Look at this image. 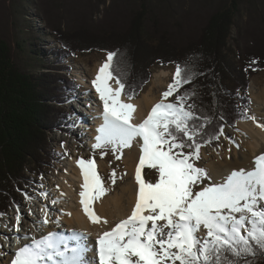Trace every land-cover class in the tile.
<instances>
[{
  "label": "snow or ice",
  "instance_id": "obj_1",
  "mask_svg": "<svg viewBox=\"0 0 264 264\" xmlns=\"http://www.w3.org/2000/svg\"><path fill=\"white\" fill-rule=\"evenodd\" d=\"M115 56L108 53L91 82L103 105V122L92 148L101 150V158L110 150L119 160L124 149L134 142L139 145L131 213L111 230L98 234L94 246L85 233L75 230L70 235L49 232L38 239L33 236L15 251L11 264H248L247 257L264 255V153L255 157L252 169L232 170L221 182H214L207 169L195 162L201 147L224 134L223 126L204 139L210 119L197 116L195 105L188 103L194 93L184 92L176 95L175 102H166L191 83L190 72L177 65L160 102L142 122L134 123L136 107L121 100L122 94L132 100L134 93L124 92L125 84L113 68ZM247 118L255 121L252 116ZM201 119L199 125L194 123ZM76 165L83 181L79 192L83 214L93 225L107 224L92 207L108 191L94 158H80ZM145 168L158 174L155 182L143 178ZM115 177L113 171V184ZM205 180L209 183L204 184ZM42 211L44 217L37 221L41 227L51 222L48 210ZM20 220L18 212L17 231ZM201 230L202 237L198 235ZM90 251L94 252L92 260L87 259Z\"/></svg>",
  "mask_w": 264,
  "mask_h": 264
},
{
  "label": "trees",
  "instance_id": "obj_2",
  "mask_svg": "<svg viewBox=\"0 0 264 264\" xmlns=\"http://www.w3.org/2000/svg\"><path fill=\"white\" fill-rule=\"evenodd\" d=\"M111 1L106 18L97 26L78 13L80 19L72 24L64 22V14L59 20L49 17L45 27L52 32L55 47L48 53L57 62L41 69L37 62L42 35L28 22L0 28V219L17 203L18 191L29 181L30 172L38 173L57 156L47 140L52 131L67 127L68 114L58 105L74 87L69 76L62 74L69 66L61 61L78 53H116L115 74L125 84L124 92L134 93L133 99L149 82L153 67H185L191 83L176 95L194 93L188 103L195 105L197 116L210 119L204 139L220 126L234 128L237 122L249 120V80L264 70V32L258 34L261 41L246 50L237 49L236 55L228 49L235 17L246 0H211L214 5L198 32L185 30L186 19L170 0ZM25 6L29 3L22 0L16 11L20 20H27ZM202 122L194 121L196 125ZM247 261L264 264V255L249 256Z\"/></svg>",
  "mask_w": 264,
  "mask_h": 264
},
{
  "label": "rangeland",
  "instance_id": "obj_3",
  "mask_svg": "<svg viewBox=\"0 0 264 264\" xmlns=\"http://www.w3.org/2000/svg\"><path fill=\"white\" fill-rule=\"evenodd\" d=\"M24 1L29 3V6L23 7V13L26 15L27 20H20L16 14V11L21 9L22 0H0V28L9 23H20L24 26L25 23L28 22L30 28L42 35L38 41V45L41 49L38 50L39 61L37 62V66L38 68L40 67V69L43 65H48L50 63L55 64L57 62V57L48 53L51 48L55 47V42L52 37L53 34L45 27L49 17L59 20L61 15L64 14V22H70L71 24L75 22L73 20L80 19L81 17L87 19L91 18L93 24L97 26L106 18L107 7L109 6V8H111L110 6L112 4L111 0H105L104 4H100V0ZM170 1L172 6L178 10L179 14H182L186 19L187 25L185 30H196L198 32L201 24L205 20V16L209 13V10L214 5L213 2L216 0ZM76 13H78L80 18L77 17ZM258 16H260V18ZM234 21L236 24L231 28L228 39V49L231 52L233 51V54H235L239 48L240 50H246L251 47L253 42L261 41L262 38L258 36V34L262 31L264 32V0H246L241 5L240 12L235 17ZM107 55V53L102 52L78 53L75 57H70L61 61L64 65L69 66L62 74H67L69 80H71L74 85V87L65 94L66 98L63 103L58 105V107L62 108L68 114V117L65 119L67 127L61 129L63 131L54 130L49 133L47 143L49 148L56 151L57 156H55L51 162L37 169L38 173L35 171L30 172L29 181L18 191L20 196L18 197L17 203L11 204L8 213L3 215L0 219V264H4V261H8L7 264L11 262L12 254L8 251H4V248H7L8 244H11V241L13 249L15 250L19 248L18 241L23 240L25 236L29 237V239H24L25 242H31L30 238L34 236V225H36V230L53 228V225L56 228H63L60 224H55L54 221H61L63 215L61 209L62 204L58 203V196L56 193L59 192L61 183L65 180L64 177L72 170L71 166L75 165V158L78 157L77 160L80 158L85 160L94 158L96 162L97 172L108 191L95 202H99L105 196H113L127 182V175L125 174L124 167L125 152L120 153L119 155H121V158L117 160L110 150H105L103 158H101V150H93L91 145L93 139L92 135L95 132L96 121L101 120V115H95L98 114L99 111H97L98 108L94 105L95 110L94 107L83 105L86 102L85 97L88 96L86 94L89 91L84 89L85 87H83L80 79L83 77L87 83H91L93 79L91 71L95 67H100L106 61ZM151 71V78L143 88L142 93H148L149 88H151L150 82L152 75L155 73L162 72L166 75L163 80L164 84L168 87L173 81L176 69L174 67L155 66ZM251 87H254L257 91L263 89L264 70L253 75L249 80L248 91L251 104L249 116H251L250 112L254 106L251 99ZM155 92L156 91L153 90V93ZM141 94H139L138 97ZM90 95L92 94L90 93ZM175 98L176 93L171 97V102H175ZM90 103L95 104V101L91 100ZM80 117H82L83 121L77 119ZM238 123L242 122H237L234 128L225 127L224 134L219 137L217 143L201 150L200 159L195 162L197 167L205 168L208 171V167L213 164L226 165L230 162L241 160L243 154L247 155L249 153L250 146L248 144L250 140L249 138H245V135L237 128ZM236 145H239V148H237ZM229 149L231 150L229 151ZM113 171L116 173L115 184H113L110 179ZM208 174L210 175L209 172ZM142 176L146 181L150 182H155L158 178V174L155 170L148 168L143 169ZM207 183H209V181L205 180L204 184ZM109 188H112V190L110 191ZM196 190H199V188ZM53 201H55V203H53ZM47 206L50 207L48 216L51 222L41 227L37 221L43 219L44 212L42 210L47 209ZM18 212L21 217L19 231L16 230V216ZM22 232L24 237L22 236ZM204 234L203 230L198 233L201 237ZM89 254L90 252L87 253V257ZM4 258L5 260H3Z\"/></svg>",
  "mask_w": 264,
  "mask_h": 264
},
{
  "label": "bare ground",
  "instance_id": "obj_4",
  "mask_svg": "<svg viewBox=\"0 0 264 264\" xmlns=\"http://www.w3.org/2000/svg\"><path fill=\"white\" fill-rule=\"evenodd\" d=\"M99 68L100 67H95L91 71V75L93 79L95 78ZM165 77L166 75L162 72L153 74L150 82L151 88H149L148 93L146 94L142 93L136 99L129 101L122 94L121 100L123 102L131 103L136 107V111L133 114L134 123L142 122V120L146 118V116L150 112L151 108L156 103L160 102L162 98V93L166 91L168 88L167 85L164 84L163 79ZM84 79L85 78L82 77L80 81L82 82L83 87H85L84 89H87L89 92H87L86 94L88 96L85 97L86 102L83 105L88 107L95 106L96 108H98L97 111L100 112V114L98 112V114L95 115L102 116V112H103L102 102L99 100L98 95L95 92V89L92 87V83H87ZM110 83L113 85V87L116 86L114 81H110ZM153 90H155L156 92L153 93ZM90 93L92 95H90ZM172 96H170L168 98V101L166 102H171L170 99ZM251 99L254 106L252 107L250 114L252 117L255 118V121L250 119L249 121L237 124V128L245 135V138H249L250 140L248 144L250 146L249 153L247 155L243 154L241 160L233 161L226 165L213 164L212 166H209L208 172L212 176L214 182L215 181L218 183L221 182L225 177H227L230 174L232 170L252 169L253 161L255 157H257L261 153H264V128L257 127V124L264 125V87L260 91H257L254 87H251ZM91 100L95 101V104H91L90 103ZM77 119L83 121L82 117ZM102 122H103L102 118L101 120L96 121L95 132L92 135L93 139L91 145L95 143L94 138L97 135V129L100 127ZM123 152H125L126 154L124 159V167H125V174L127 175V182L113 196L112 195L105 196L99 202H94L92 205L95 213L101 218L106 219L108 221L107 224L101 223V224L93 225L89 222L87 217L82 212L81 205L79 203L80 200L79 192L81 191L80 185L82 184L83 181L80 175V170L76 165V161L78 158L77 157L74 159L75 165L71 166L72 170H70L69 174L66 177H64L65 180L63 181V183H61L59 192L56 193V195L58 196L57 198L58 203L62 204L61 209L63 213L61 217V221H59L58 224H60V226H63V228H56L53 225V228H48V229L44 228L42 230L41 229L36 230V225H35V229L33 232L34 237L38 239L42 235H46L49 232L70 235L72 230H75L77 232L85 233L89 245L94 246L98 234L106 230H111V228L114 227L119 221L126 219L130 215L131 210L135 204L136 190H137V185L135 183V169L139 161V154H140L139 145L134 142L131 148L124 149ZM109 190L111 191L112 188H109ZM47 210L50 211L49 206H47ZM68 213H71V215H68ZM55 224L57 223L55 222ZM23 232H22V236H23ZM27 243L29 242H25V240L23 239L21 241H18V246L21 247ZM4 251H8L9 253L12 254V258L14 257V253L16 250L13 249L12 241L11 244L10 243L8 244L7 248L6 247L4 248ZM88 257L87 259L89 260L94 259V252L90 251ZM3 260H5V258ZM7 262L8 261H4V264H7ZM9 264H11V262Z\"/></svg>",
  "mask_w": 264,
  "mask_h": 264
}]
</instances>
